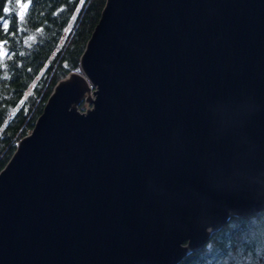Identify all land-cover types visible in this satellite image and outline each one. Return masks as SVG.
Masks as SVG:
<instances>
[{"label":"water","instance_id":"water-1","mask_svg":"<svg viewBox=\"0 0 264 264\" xmlns=\"http://www.w3.org/2000/svg\"><path fill=\"white\" fill-rule=\"evenodd\" d=\"M262 211L264 0H105L0 170V264H179Z\"/></svg>","mask_w":264,"mask_h":264},{"label":"trees","instance_id":"trees-1","mask_svg":"<svg viewBox=\"0 0 264 264\" xmlns=\"http://www.w3.org/2000/svg\"><path fill=\"white\" fill-rule=\"evenodd\" d=\"M104 5L105 0H0V170L32 131L55 84L80 71V57ZM229 223L232 229L225 228ZM226 224L209 240L238 245L249 256L264 245V211L232 216ZM203 247L179 264H203Z\"/></svg>","mask_w":264,"mask_h":264},{"label":"clouds","instance_id":"clouds-1","mask_svg":"<svg viewBox=\"0 0 264 264\" xmlns=\"http://www.w3.org/2000/svg\"><path fill=\"white\" fill-rule=\"evenodd\" d=\"M226 229H232L231 223L225 225ZM209 231H211L209 229ZM203 264H260L264 260V245L258 246L253 255L240 246L230 247L222 240H209L201 250Z\"/></svg>","mask_w":264,"mask_h":264},{"label":"rangeland","instance_id":"rangeland-1","mask_svg":"<svg viewBox=\"0 0 264 264\" xmlns=\"http://www.w3.org/2000/svg\"><path fill=\"white\" fill-rule=\"evenodd\" d=\"M69 29V27L67 28V30ZM2 54H4V51H2ZM83 106L84 110L90 108L92 106L91 103H89L88 101H86V99H84L81 104L80 107Z\"/></svg>","mask_w":264,"mask_h":264},{"label":"snow or ice","instance_id":"snow-or-ice-1","mask_svg":"<svg viewBox=\"0 0 264 264\" xmlns=\"http://www.w3.org/2000/svg\"><path fill=\"white\" fill-rule=\"evenodd\" d=\"M17 3H19V0H17ZM22 7H28V5H22ZM3 12H4V13H8V12H9V9H8V8H4V9H3ZM21 19H23V13H21ZM8 27H9L8 24H5V25H4V28H8Z\"/></svg>","mask_w":264,"mask_h":264},{"label":"bare ground","instance_id":"bare-ground-1","mask_svg":"<svg viewBox=\"0 0 264 264\" xmlns=\"http://www.w3.org/2000/svg\"><path fill=\"white\" fill-rule=\"evenodd\" d=\"M219 230V229H218Z\"/></svg>","mask_w":264,"mask_h":264}]
</instances>
